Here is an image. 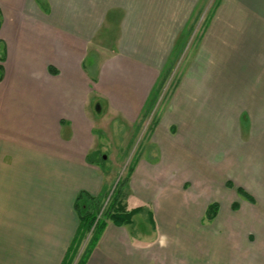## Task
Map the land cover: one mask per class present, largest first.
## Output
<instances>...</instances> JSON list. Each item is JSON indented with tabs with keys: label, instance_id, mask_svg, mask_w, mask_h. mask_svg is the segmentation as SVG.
<instances>
[{
	"label": "crops",
	"instance_id": "obj_1",
	"mask_svg": "<svg viewBox=\"0 0 264 264\" xmlns=\"http://www.w3.org/2000/svg\"><path fill=\"white\" fill-rule=\"evenodd\" d=\"M200 3L0 0V264H60L78 225L77 194L95 196L104 190L106 177L91 159L95 124L104 115L134 123L154 106L176 40ZM183 72L182 100L171 106L153 134L162 154L171 158L162 165L141 160L130 177L127 201L133 196L148 204L156 229L134 233L131 223L108 221L85 264H205L207 236L213 237L215 259L225 245L250 252L253 262L264 264V177L249 181L254 175L247 174L243 179L241 169L236 176L223 174L229 209L238 210L237 193L248 201L240 206L246 207L248 228L236 224L228 234L203 231L195 244L191 232H180V242L174 239L173 206L180 200L168 194L156 197L154 191L174 165L172 156H184V144L176 149L177 142L205 140L206 126H238L236 159L264 168V0H219ZM221 72H248L249 82L236 86L233 96H218L233 90L218 85ZM210 98L216 106L213 118L204 112L195 116ZM98 103L101 116L94 108ZM227 114L230 118L223 122ZM170 115L184 131L180 139L159 138ZM205 162L210 169L193 177L195 184L218 179L215 166ZM235 182L233 192L227 186ZM183 183L188 181L178 188ZM218 199L209 197L197 208V217L216 221ZM211 203L218 209L209 221L205 215ZM223 235L228 239L223 241Z\"/></svg>",
	"mask_w": 264,
	"mask_h": 264
},
{
	"label": "rangeland",
	"instance_id": "obj_2",
	"mask_svg": "<svg viewBox=\"0 0 264 264\" xmlns=\"http://www.w3.org/2000/svg\"><path fill=\"white\" fill-rule=\"evenodd\" d=\"M219 0H201V3L197 6L198 9L194 12L189 20L187 27L182 30L176 40V46L174 55L169 59V62L166 66L165 72H162V83L157 87V93L155 96L154 106L146 112V114L137 122L129 123L118 117H111L110 115H104L98 122L95 124V147L91 159H93L98 167L103 172L106 177V182L104 185V190L102 194L110 195L114 187L120 180L127 179L128 172L131 167H134L138 162L145 161L149 163L154 161L158 165H162L165 160H168L171 157L166 158L162 154L160 145L157 142L153 141L154 130L160 126L162 118L165 117V114L170 111L173 104L177 105L182 100L181 94V81L185 72L183 69L186 68V65L189 61L190 54L194 51L197 44L201 40V36L204 35V30L207 28L209 21L213 16V11L215 5ZM113 32L107 35V45L109 47L110 41L113 40ZM112 37V38H110ZM106 46V47H107ZM4 43L0 40V58H3L4 54ZM223 76L218 81V85L223 87H232V91H223L218 96H233L237 87L241 89L246 84H248V72H221ZM237 86V87H236ZM246 87V86H245ZM240 91V90H239ZM240 93V92H239ZM208 104H205V108L199 111L193 112L197 117L199 114L210 116L212 119V113L214 112V102L212 98L207 100ZM101 104H95V112L97 115L101 116ZM175 115V113H174ZM215 117L218 118L216 115ZM230 116H223V122L229 120ZM166 120L163 125V131L157 132L159 138H165L168 135L169 140L172 138L180 139V136L184 132L182 127L177 124L176 118L170 115L169 118H164ZM198 120V119H194ZM219 120V118H218ZM198 126V125H196ZM219 127V126H218ZM215 125L206 126L205 130V140H186L185 142H177V139L172 143H176L180 148L184 144V156H172L174 160V165L170 166L166 177L163 179L162 186L159 189L154 190L156 197H160L165 194H168V197L172 195L174 198H177V201L180 200V203L173 206L174 220L172 224V232L175 236L174 239L180 242V232H191L190 237L191 242L197 239L199 234H202L203 231H221L229 233V231L238 224V228L241 229L248 228V223H244L243 213L245 214L246 207L245 205L240 207L242 202H248L246 198L242 197L239 193V206L237 209H229V204L224 201L225 196L224 189L221 187V182L223 180V174L231 172L234 176L238 175L237 172L241 169L243 174V179L246 178L247 174L253 178L249 181H258L264 174L261 172L264 168H252L248 165L246 166L245 158L240 157L236 159V151L233 150L237 148L239 142L235 140L234 135L238 130L235 129L233 124L222 123L220 128ZM160 128V127H159ZM217 128V130H216ZM216 130V131H215ZM202 131V130H201ZM241 132V131H240ZM246 132V131H245ZM182 138V137H181ZM237 142V143H236ZM105 156V157H103ZM205 160L215 166V176L218 177L212 183L208 179H204L199 183L195 184L192 181V178L195 176H201L210 166H207ZM212 167V166H211ZM213 168V167H212ZM208 169V170H209ZM211 173V172H210ZM130 177L128 178V184L125 188V202L127 201L128 196L130 195ZM220 180V181H219ZM226 180V179H225ZM224 180V182H225ZM183 181H188L185 186L179 187ZM223 182V183H224ZM227 184V182H226ZM224 184V186L226 185ZM235 185H228L227 187L231 188L235 192ZM128 188V189H127ZM155 188V187H154ZM152 188L151 190H153ZM214 194V195H210ZM209 195V196H208ZM211 196H217L219 199V213L218 219L212 222H206V220H201L202 218L197 217L196 211L197 208L202 207L203 203ZM230 196V194L228 195ZM106 196L105 202L107 201ZM139 197H133L127 201V210L141 206L143 211L134 215L132 223L128 225L130 230L135 232H150L153 229H156V220L153 217V211L148 204L144 203ZM133 204V205H132ZM188 208H187V207ZM184 208V210L182 209ZM240 207V208H239ZM184 213V217L181 214ZM151 214V217L150 215ZM232 214V215H231ZM188 216V217H187ZM171 239V237L169 238ZM223 241L227 240V236L223 235L221 238ZM236 239V237H235ZM207 240V249L205 252L206 260L205 264H235V257L238 258V264H257L252 261V253H247L245 250H236L231 249L228 246L222 245L223 249L221 252L220 259H215V254L213 253L212 240L213 237H206ZM240 240V239H239ZM195 244V243H194ZM186 249V248H185ZM239 252L238 255L234 253ZM188 255H193L192 251L187 252ZM204 256V254H202ZM196 255L195 263H198ZM201 262V261H200ZM260 264V263H258Z\"/></svg>",
	"mask_w": 264,
	"mask_h": 264
},
{
	"label": "trees",
	"instance_id": "obj_3",
	"mask_svg": "<svg viewBox=\"0 0 264 264\" xmlns=\"http://www.w3.org/2000/svg\"><path fill=\"white\" fill-rule=\"evenodd\" d=\"M2 68L0 64V79ZM49 71L56 73L52 68H49ZM161 83L162 80L159 84ZM132 171L133 167L130 168L127 179L118 181L110 195L100 193L93 196L86 191H80L77 194L74 208L78 217V225L60 264H85L108 221H112L119 226L130 224L134 215L143 211L140 206L127 210L124 201L126 195L124 190ZM239 191L242 192V190ZM106 196L109 197L104 203ZM217 209L218 205L216 203L209 204L206 210V219L212 220L217 214ZM149 215L151 217V214Z\"/></svg>",
	"mask_w": 264,
	"mask_h": 264
},
{
	"label": "water",
	"instance_id": "obj_4",
	"mask_svg": "<svg viewBox=\"0 0 264 264\" xmlns=\"http://www.w3.org/2000/svg\"><path fill=\"white\" fill-rule=\"evenodd\" d=\"M103 157H105V156H103Z\"/></svg>",
	"mask_w": 264,
	"mask_h": 264
}]
</instances>
